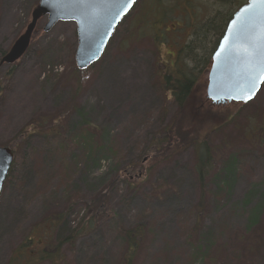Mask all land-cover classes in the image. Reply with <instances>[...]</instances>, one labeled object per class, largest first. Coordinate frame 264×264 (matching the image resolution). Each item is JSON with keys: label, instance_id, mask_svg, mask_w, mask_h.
<instances>
[{"label": "rangeland", "instance_id": "rangeland-1", "mask_svg": "<svg viewBox=\"0 0 264 264\" xmlns=\"http://www.w3.org/2000/svg\"><path fill=\"white\" fill-rule=\"evenodd\" d=\"M39 1L0 0V62ZM149 1L136 4L105 55L85 74L75 64L76 24L60 22L45 33V19L26 55L0 67V147H12L15 163L0 196V264H10L28 239L33 245L27 254L42 250L48 239L54 242L56 221L42 224L48 218L63 215L62 236L67 235L86 205L116 180L96 229L74 248L63 249V264H122L127 256L122 232L137 225L145 227L146 236L134 264H199L195 255L201 251L206 255L201 264H264V85L248 104L213 107L206 101L210 67L201 71L193 103L197 119L182 131L203 125L206 139L221 148L202 209L192 147L150 174V164L142 166L154 154L151 141L178 112L161 94L159 77L171 65L192 68L191 58L212 55L217 38L211 30L202 36L201 26L218 12L237 8L230 7L233 0H163L164 15H153V23L137 30L147 4L157 0ZM154 35L165 43L157 46ZM191 42L194 50L186 48ZM25 131L29 138L21 137ZM84 138L92 149L88 159ZM234 160L237 170L228 185ZM129 163L143 170L124 172ZM260 205V217L249 230L251 212Z\"/></svg>", "mask_w": 264, "mask_h": 264}, {"label": "trees", "instance_id": "trees-1", "mask_svg": "<svg viewBox=\"0 0 264 264\" xmlns=\"http://www.w3.org/2000/svg\"><path fill=\"white\" fill-rule=\"evenodd\" d=\"M152 1L154 0H150L149 2ZM229 4L230 7L232 6V8L234 9L237 8V10H239V8L243 6L240 5V2H235L234 0L232 4L231 3ZM145 8H147L146 13H144L141 16V18L137 21L138 23L136 24L137 30L139 29V26L141 24L144 25L148 23L149 24L153 23L152 19L156 14L160 15L159 16L160 18L165 13L163 7V0H157L156 2L154 1L153 3H149ZM236 11L232 12L228 10L227 12H218L213 19L208 21L207 25L204 24L201 26L203 28L202 36L207 35L208 30H211L217 38L216 43L214 44V47L212 49L213 50L212 55L207 56V58L205 59L191 58V60L194 63V67L192 68L186 67L184 63L183 64V66H185L184 69V67L181 66V63L183 62L179 61L180 62L179 67L172 68L174 65L173 66L171 65L170 67H167L163 75L159 77L161 94H163L164 97H166L168 100L172 102V104L176 107L178 112L176 115V120H174L169 126L166 127L164 133L160 137L158 138L155 137L151 141L149 148L154 151V154L148 155L147 157L148 159H144L142 165L144 166L146 164H150L149 172H148V174H150L153 168H155L161 163L167 162L168 160L172 159L174 156L177 155L178 152H180L181 149L185 147H192L195 151V169L201 189L199 210L202 209L204 206V194H205L206 183L213 169V166L216 165L215 164L216 156L218 155V151H220L221 148L214 147L212 144H210L208 139H206L208 138L207 135L208 133L207 134L204 133L205 127L203 125L201 127L199 125L198 128L196 127V130H194V125H192L191 130L185 129L186 131L184 130V132L182 130L183 127L187 123L189 124L192 119L195 118L197 119L196 113L193 109V103L196 100L195 94L197 89V79L200 76L202 70L209 67L211 68L212 56L225 33L228 23L231 21ZM156 23L159 25L160 21L158 20V22L156 21ZM139 31H144V30L141 29L140 27ZM150 31L152 30H147L145 32H150ZM152 39L155 41L154 43L157 46L163 45L165 43V42H157L158 38L155 35L152 37ZM192 44L195 45L196 42H191L190 45H188L186 48L190 50H194ZM183 54H185V56L187 57V53L185 50L183 51ZM2 56H4V53ZM181 60H183L182 57ZM85 72L87 71L80 72V74H85ZM209 103L213 107L214 106L221 107L224 104H229V103L213 104L211 102ZM234 117L235 116H231L229 118V122H231L234 119ZM42 121L46 122L48 120L42 119ZM38 125L39 123L37 124V126ZM261 129H262L261 134L263 135L264 127ZM211 131L209 132V134L211 133ZM26 132L27 131H25L21 135V137L25 136V138H29L30 133H26ZM83 140L88 142L86 148L87 152H89L86 157L88 159L92 152L91 144H89L88 139L84 138ZM26 143L29 144L28 140L26 141ZM9 148L12 149V147ZM101 150H103V152L106 153L104 147ZM236 162L237 160H234L231 166L228 168L231 177V179H229L228 181V185H230L229 184L230 182L234 181L235 173L237 170ZM119 165L120 162L118 163V165L117 163H115V167H118ZM135 167H139V170L141 171L143 170V167L139 166V164L134 165L132 163H129L125 166L124 172L127 170L130 171L132 169H135ZM14 168H15V163H13L6 181L9 180V177L11 176ZM120 177L121 176H119V179L122 178ZM125 178L126 180L125 179L123 180L128 184H132L134 183V181L136 183V180L132 178L129 177L128 178L125 177ZM117 182L118 180L113 182L112 185L109 188H107V190L99 192L88 203V205H86L85 214L81 218V221L79 222L78 226L72 229L71 231H69L67 235L62 236L63 235L62 232L65 229L63 215L53 216L52 218H48L47 220H45L44 223L42 224H45L51 220L56 221L55 226L52 228V232L53 233L55 232L53 235L55 236L58 234L56 240L52 242L50 241V239H48L47 246H45L42 250L37 251L36 254L34 252H29L28 254L26 253L31 249L33 245L31 239L26 240L25 243H23L21 246H19L16 249L14 256L10 261V264H35V263L40 264L45 262H48L49 264H63L65 261L63 249L66 247L74 248L75 243L78 240L84 238L85 236L93 232L94 229H96L98 222L102 217L103 209L106 206L110 192L115 188ZM262 207L263 205L257 206L251 212V216H250L251 224L250 227L248 228L249 230H251L252 225L258 221ZM122 233L127 247V256L124 258L122 264H134V259L136 257L137 251L142 245L146 236L145 227L143 225H137L132 229L123 231ZM195 256L197 260H199V264H201V262L204 263V259L206 257L204 251L197 252Z\"/></svg>", "mask_w": 264, "mask_h": 264}, {"label": "water", "instance_id": "water-1", "mask_svg": "<svg viewBox=\"0 0 264 264\" xmlns=\"http://www.w3.org/2000/svg\"><path fill=\"white\" fill-rule=\"evenodd\" d=\"M139 1L135 0L122 12L127 0H40L24 33L1 59L0 67L12 66L26 55L39 22L45 19V33L60 22L76 24L78 48L75 64L78 71L84 72L101 60L116 29ZM234 20L236 25H233ZM233 28L237 31L234 38L231 35ZM226 36L229 37L227 42ZM259 67H264V4L259 0H248L228 23L212 56L207 101L213 104L252 102L264 82L258 84L255 95L247 102L243 99V90ZM13 162V150L0 147V196Z\"/></svg>", "mask_w": 264, "mask_h": 264}, {"label": "snow or ice", "instance_id": "snow-or-ice-1", "mask_svg": "<svg viewBox=\"0 0 264 264\" xmlns=\"http://www.w3.org/2000/svg\"><path fill=\"white\" fill-rule=\"evenodd\" d=\"M259 2L261 4H264V0H259ZM135 3V0H127V3H124L123 8L121 9V11H126L129 7H131L132 4ZM243 11V10H242ZM237 21H233V25H236ZM231 35L234 38L237 35V31L236 28H233L231 31ZM229 40V37L226 36L225 37V41L227 42ZM220 53H217V56H219ZM260 82H264V67H259L255 74L253 76H250L249 78V83H248V87L246 89L243 90V99L245 100V102H247V100L252 99V97L255 95L257 89H258V84Z\"/></svg>", "mask_w": 264, "mask_h": 264}, {"label": "flooded vegetation", "instance_id": "flooded-vegetation-1", "mask_svg": "<svg viewBox=\"0 0 264 264\" xmlns=\"http://www.w3.org/2000/svg\"><path fill=\"white\" fill-rule=\"evenodd\" d=\"M5 55H6V53H4V56H5ZM4 56H2V58H3ZM2 58H1V59H2Z\"/></svg>", "mask_w": 264, "mask_h": 264}]
</instances>
